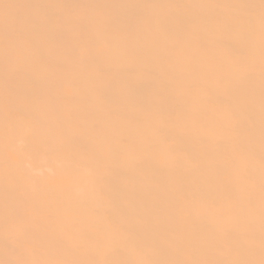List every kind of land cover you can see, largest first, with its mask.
Segmentation results:
<instances>
[{"label":"bare ground","instance_id":"6f19581e","mask_svg":"<svg viewBox=\"0 0 264 264\" xmlns=\"http://www.w3.org/2000/svg\"><path fill=\"white\" fill-rule=\"evenodd\" d=\"M0 264H264V0H0Z\"/></svg>","mask_w":264,"mask_h":264}]
</instances>
